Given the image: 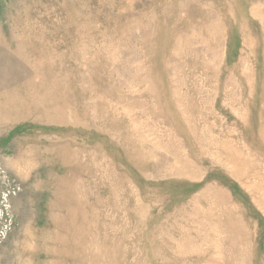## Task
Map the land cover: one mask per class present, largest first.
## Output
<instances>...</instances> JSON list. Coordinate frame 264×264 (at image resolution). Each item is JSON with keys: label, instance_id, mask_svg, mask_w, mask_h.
<instances>
[{"label": "rangeland", "instance_id": "374dc122", "mask_svg": "<svg viewBox=\"0 0 264 264\" xmlns=\"http://www.w3.org/2000/svg\"><path fill=\"white\" fill-rule=\"evenodd\" d=\"M0 264H264V0H0Z\"/></svg>", "mask_w": 264, "mask_h": 264}]
</instances>
